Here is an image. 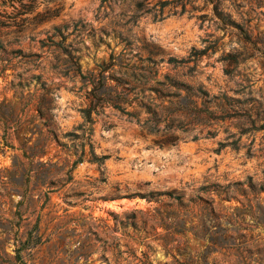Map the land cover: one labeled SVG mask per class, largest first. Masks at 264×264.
I'll return each instance as SVG.
<instances>
[{
  "label": "rangeland",
  "instance_id": "obj_1",
  "mask_svg": "<svg viewBox=\"0 0 264 264\" xmlns=\"http://www.w3.org/2000/svg\"><path fill=\"white\" fill-rule=\"evenodd\" d=\"M21 262L264 264V0H0V264Z\"/></svg>",
  "mask_w": 264,
  "mask_h": 264
},
{
  "label": "trees",
  "instance_id": "obj_2",
  "mask_svg": "<svg viewBox=\"0 0 264 264\" xmlns=\"http://www.w3.org/2000/svg\"><path fill=\"white\" fill-rule=\"evenodd\" d=\"M184 11V8H182L179 13H182ZM176 11L174 10L173 13H175ZM154 18H157L158 17V14H154L153 16ZM109 67V66H107ZM106 68L105 67H102L101 70L99 71V80L101 79V87L106 89V86H105V81L107 80V77H105V75L103 74V71L105 70ZM97 89L96 87V84H94V87L92 88L90 94L92 95V100H91V103L88 107H85V108H82L80 111L82 112L84 118L88 121H91V118H90V115H91V112H94V113H99V111H102V108L104 106V102L102 101H99L98 98L96 99L95 97V90ZM202 93V92H201ZM101 94H106V90H103L101 92ZM195 95V93L193 94ZM107 103V102H106ZM111 105H113L114 107H119L117 106L116 104H113V103H110ZM130 119L134 117L135 121L137 123H140L141 125H144L146 127H148V129L150 131H155L157 130V121L158 120H155V122L152 124L151 122L148 121V119H145L143 122H141V120L137 117V114L136 113H132V112H129V111H125V110H122ZM149 122V123H148ZM107 156H96L95 154H91V158L90 160L93 161V162H96L98 165H100L103 160L106 158ZM21 264H25L24 262H21Z\"/></svg>",
  "mask_w": 264,
  "mask_h": 264
},
{
  "label": "water",
  "instance_id": "obj_3",
  "mask_svg": "<svg viewBox=\"0 0 264 264\" xmlns=\"http://www.w3.org/2000/svg\"><path fill=\"white\" fill-rule=\"evenodd\" d=\"M117 206V205H116Z\"/></svg>",
  "mask_w": 264,
  "mask_h": 264
}]
</instances>
